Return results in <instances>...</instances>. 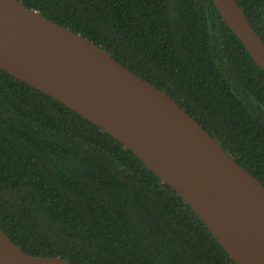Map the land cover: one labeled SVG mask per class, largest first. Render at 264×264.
Returning a JSON list of instances; mask_svg holds the SVG:
<instances>
[{
    "label": "trees",
    "instance_id": "1",
    "mask_svg": "<svg viewBox=\"0 0 264 264\" xmlns=\"http://www.w3.org/2000/svg\"><path fill=\"white\" fill-rule=\"evenodd\" d=\"M165 92L264 186V71L212 0H18ZM264 42V0H235ZM0 226L68 264H236L170 186L0 70Z\"/></svg>",
    "mask_w": 264,
    "mask_h": 264
},
{
    "label": "water",
    "instance_id": "2",
    "mask_svg": "<svg viewBox=\"0 0 264 264\" xmlns=\"http://www.w3.org/2000/svg\"><path fill=\"white\" fill-rule=\"evenodd\" d=\"M264 71V42L235 0H212ZM0 70L54 98L140 159L236 264H264V186L165 92L18 0H0ZM0 264H68L22 251L0 226Z\"/></svg>",
    "mask_w": 264,
    "mask_h": 264
}]
</instances>
